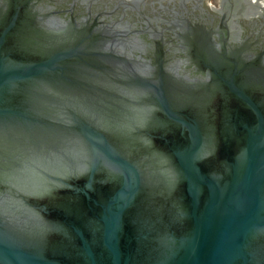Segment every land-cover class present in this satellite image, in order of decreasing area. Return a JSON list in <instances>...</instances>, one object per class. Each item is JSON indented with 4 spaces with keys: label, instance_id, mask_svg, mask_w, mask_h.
Returning <instances> with one entry per match:
<instances>
[{
    "label": "water",
    "instance_id": "water-1",
    "mask_svg": "<svg viewBox=\"0 0 264 264\" xmlns=\"http://www.w3.org/2000/svg\"><path fill=\"white\" fill-rule=\"evenodd\" d=\"M0 264H264V0H0Z\"/></svg>",
    "mask_w": 264,
    "mask_h": 264
}]
</instances>
